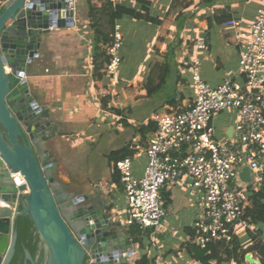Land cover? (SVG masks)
<instances>
[{"label":"crops","instance_id":"crops-1","mask_svg":"<svg viewBox=\"0 0 264 264\" xmlns=\"http://www.w3.org/2000/svg\"><path fill=\"white\" fill-rule=\"evenodd\" d=\"M201 2L208 3L209 7L201 8ZM74 4V24L52 30L50 37L42 43L39 57L29 66L26 78L31 91L48 106H54L52 112L65 136L63 151L57 154L59 172L69 182H80V195L87 196L92 203L99 201L100 194L105 201L111 202L116 220L122 222V228L130 238L126 197L121 193L115 199L108 185L109 182L120 185L110 171L114 161L108 155L125 147L136 148L132 156V172L136 177L142 176L146 164L144 148L154 130L148 129L142 134L141 128H148L149 122L155 124L156 114L182 107L192 98L193 88H186L191 59L194 56L199 59L201 75L203 70L215 86L238 67L243 40L238 31L218 24L215 18L224 12L241 21L240 30H247L257 10L264 7V0H74ZM116 7L133 12L123 14L114 22L120 25L123 40L121 65L115 80L104 73L97 81L96 66L105 60L100 47L104 38L97 31L106 27L105 14L113 12ZM137 14L150 19L137 17ZM213 23L222 34H215ZM199 37L204 39L206 48L193 52ZM190 41L193 56L189 57V48L186 50L182 44ZM103 69L104 66L100 72ZM159 90L160 96L157 94ZM143 101L154 103L146 117L142 118L143 112L140 111L141 118L138 119L139 115H131L130 109ZM224 111L232 123L224 125L219 133L215 129L214 116L212 118L218 141L230 137L236 118L235 112ZM122 121L126 127L130 126L129 122L134 123L133 132L124 140ZM95 138L100 139L103 150L100 154L107 156L104 159L108 168L107 180L98 166L76 174L72 172L77 166V160L73 159L75 151L82 143L87 144ZM248 174L246 171L242 176L247 177ZM162 195V205L166 210L164 217L155 231L143 229L155 232V244L146 242V250L144 239L150 232L142 240V246L135 243L136 252L130 258L131 262L137 264L146 255L149 264H202L192 257L194 251L188 246L194 232L192 224L197 190L186 176H181ZM247 229L251 235L264 240L262 225L257 227L248 223ZM247 229L238 228L235 237L241 243L251 237ZM248 253L260 262L255 252ZM227 261L230 259L222 262ZM231 261L235 264L234 260ZM222 262L213 261L212 264ZM238 264L254 263L245 260L244 256Z\"/></svg>","mask_w":264,"mask_h":264},{"label":"water","instance_id":"water-1","mask_svg":"<svg viewBox=\"0 0 264 264\" xmlns=\"http://www.w3.org/2000/svg\"><path fill=\"white\" fill-rule=\"evenodd\" d=\"M74 6V0H0V264L14 255L21 215L39 236L42 264H133L135 243L111 202L100 194L92 203L80 195V182L61 181L57 154L65 136L54 106L39 99L26 78L44 39L74 24ZM246 171L240 178L249 182ZM24 253V264H38L37 256ZM245 260L260 264L251 253Z\"/></svg>","mask_w":264,"mask_h":264},{"label":"built area","instance_id":"built-area-1","mask_svg":"<svg viewBox=\"0 0 264 264\" xmlns=\"http://www.w3.org/2000/svg\"><path fill=\"white\" fill-rule=\"evenodd\" d=\"M224 25L238 31L243 40L235 72L210 87L194 56L190 61L192 98L182 107L155 115L156 128L144 148L143 175H133L132 157L116 160L110 169L119 174L128 222L140 230H156L166 213L162 193L186 176L198 193L192 230L203 249L213 241L231 242L238 228H248L249 193L264 187V7L257 10L247 30H240L241 21L236 18ZM119 27L114 24L110 40L100 45L108 60L105 74L113 80L122 61ZM205 48L199 37L193 52ZM224 110L235 112L236 118L230 137L218 141L212 118ZM244 168L249 170V182L240 178Z\"/></svg>","mask_w":264,"mask_h":264},{"label":"trees","instance_id":"trees-1","mask_svg":"<svg viewBox=\"0 0 264 264\" xmlns=\"http://www.w3.org/2000/svg\"><path fill=\"white\" fill-rule=\"evenodd\" d=\"M123 14H133V12L124 9L122 7H116L113 12H108L105 14L106 16V27L98 29V35L104 38V42L110 39V32L114 28V22L116 19L120 18ZM137 17H143L145 19H150L146 15L137 14ZM218 24H225L231 21V16L221 13L220 16L215 18ZM155 21L154 19H151ZM156 22V21H155ZM98 37V39L100 38ZM105 56V55H104ZM108 60L105 56L104 63H100L96 66L95 74L97 76V81L102 78V75L105 73V69L107 66ZM104 69L100 72V69ZM148 123V128H141L142 134L148 129L150 131L155 130L156 124ZM136 148L125 147L120 151L112 152L108 155V158L113 160L114 162L118 159H122L124 157H132L135 153ZM114 179L119 182V174L115 173ZM22 201V200H21ZM249 202L250 206L248 207L245 215V219L249 224H254L257 227L260 225H264V187L251 191L249 193ZM19 209H22V203L19 206ZM15 230L17 232V239L15 244V252L11 259L10 264H24L25 261V250H28L31 257L33 259L37 258V263L42 264L44 260V250L39 245V236L35 232V228L33 223L28 215L18 216L15 220ZM259 230V229H258ZM261 231V230H259ZM150 230L143 231L138 228L137 225L131 224L129 225V235L134 243L143 245V239L145 236L150 234ZM247 234L251 237H247V241L245 243H241L237 240L236 237L231 242H221V241H213L209 243L206 248H201L197 243L194 242V232L191 235L192 239L188 246H191L194 253L192 257L196 260H199L202 264H212L222 262L225 259H231L232 257L239 262L244 259V256L248 252H255L259 258L260 263L264 264V240L260 239L257 235H251L249 229H247ZM243 246V247H242ZM225 255V256H224ZM224 256V257H223ZM26 264H30L27 262ZM137 264H149L148 258L146 255L142 256L141 259L137 261Z\"/></svg>","mask_w":264,"mask_h":264},{"label":"rangeland","instance_id":"rangeland-1","mask_svg":"<svg viewBox=\"0 0 264 264\" xmlns=\"http://www.w3.org/2000/svg\"><path fill=\"white\" fill-rule=\"evenodd\" d=\"M199 5L201 6V8L205 9L207 5V7H209L208 3L207 4H204V3H199ZM213 31L216 32L215 34H220L221 32L219 31V27L217 26L216 23H213V27H212ZM222 34V33H221ZM183 47L187 50V48H189V57L190 56H193V54L191 55V52L190 50L193 48V44H192V41H190L188 44L184 43L182 44ZM174 46V45H172ZM200 70H201V67H200ZM188 80H189V83L187 84L186 88L189 89V87L191 88L192 90V80H191V75H190V72L188 74ZM202 79L203 81L210 87H214L215 85H213L212 83L213 82H210L205 74V72L202 70ZM217 79H219V76L217 75ZM218 81V80H217ZM215 83V82H214ZM160 93L161 91L159 90L158 91V95L160 96ZM154 103V101H153ZM153 103H148V102H138L137 104H135L134 106L131 107L130 109V114L131 115H139L138 116V119L141 118V112H143V116L142 118L146 117V113L149 111L151 105ZM214 118H215V121H214V125H215V129L216 131L219 133L221 130L224 129V125H228L230 123H232V121L230 120L229 116H228V113L226 111H220V112H217L215 113L214 115ZM122 124V127L123 129L121 130V134H122V138L123 140L130 136V134L133 132L132 131V126L134 125V123H131L129 122L128 124L130 125L129 127H126V124L124 121L121 122ZM116 131L117 128H116ZM118 141V139H116V142ZM103 150L100 148V139L99 138H95L93 140H91L90 142H88L87 144H83L82 143V146L77 149L75 151V157H73L74 160H77V166L76 169L72 170V172L74 174L78 173V171L82 170V171H87L88 168L90 167H100V171L103 172V175L105 176V179L107 180V169L106 168V164H104L105 162V157L107 156H103L102 154L100 153H103L102 152ZM109 187H110V192L112 194V196L116 199V197L118 195H120L121 193L125 196V193H124V189H123V186L122 184L118 185V184H115V183H112V182H109L108 183ZM171 187L167 188L166 190H170ZM164 190V192L166 191ZM264 227V225H262ZM150 230L153 231L152 228H149ZM155 232H151V234L149 235V237H145V247H146V250H147V243L146 242H152L153 244H155ZM157 237L161 238L160 234L157 235ZM231 260H234L235 261V264H238L239 262H237L235 259H230V261H227L229 264H232L233 262ZM226 262H222L221 264H228Z\"/></svg>","mask_w":264,"mask_h":264},{"label":"flooded vegetation","instance_id":"flooded-vegetation-1","mask_svg":"<svg viewBox=\"0 0 264 264\" xmlns=\"http://www.w3.org/2000/svg\"><path fill=\"white\" fill-rule=\"evenodd\" d=\"M59 176L61 178V181L65 182L67 184L69 183L68 179L63 174L59 173Z\"/></svg>","mask_w":264,"mask_h":264}]
</instances>
